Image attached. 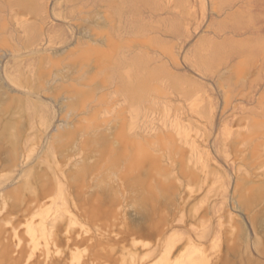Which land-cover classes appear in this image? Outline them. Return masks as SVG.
Masks as SVG:
<instances>
[{
	"label": "rangeland",
	"instance_id": "rangeland-1",
	"mask_svg": "<svg viewBox=\"0 0 264 264\" xmlns=\"http://www.w3.org/2000/svg\"><path fill=\"white\" fill-rule=\"evenodd\" d=\"M0 208L89 230L9 264H264V0H0Z\"/></svg>",
	"mask_w": 264,
	"mask_h": 264
},
{
	"label": "bare ground",
	"instance_id": "bare-ground-1",
	"mask_svg": "<svg viewBox=\"0 0 264 264\" xmlns=\"http://www.w3.org/2000/svg\"><path fill=\"white\" fill-rule=\"evenodd\" d=\"M50 176L52 177V175ZM53 191L51 190V193ZM54 201H57V198H55ZM7 212L6 209L4 210L0 208V264H9V260L16 259L15 253L18 252L16 246H21L22 249L29 240H31L33 246H38L40 243L39 237L42 233L47 234V239L51 236L52 242L55 244L57 240L72 244L78 240L79 235H81V241H86L88 239V236H86L85 233L89 230L86 228L84 229L80 220L75 214H73V212H69V209L63 210L62 208H58L55 211H52V213L48 212L45 216L40 217L41 227L38 228V226H33V223L32 225H29L28 231L30 232V236H24L22 229L16 223L9 224V214H7ZM43 250L50 252L48 249ZM41 254L45 256L46 261L61 263L63 260H66V264H77V262H79L78 258L81 256L73 254L71 255L73 261H70L68 260V257H70L69 251L66 252L64 256L52 254L51 256L53 257L50 258H47V254L45 253ZM19 264H24V262L21 261ZM26 264H28V262Z\"/></svg>",
	"mask_w": 264,
	"mask_h": 264
}]
</instances>
